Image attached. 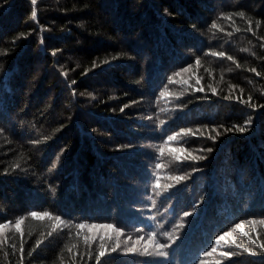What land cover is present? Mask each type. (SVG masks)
<instances>
[{"label": "trees", "instance_id": "trees-1", "mask_svg": "<svg viewBox=\"0 0 264 264\" xmlns=\"http://www.w3.org/2000/svg\"><path fill=\"white\" fill-rule=\"evenodd\" d=\"M261 221L264 0H0V264H264Z\"/></svg>", "mask_w": 264, "mask_h": 264}, {"label": "snow or ice", "instance_id": "snow-or-ice-1", "mask_svg": "<svg viewBox=\"0 0 264 264\" xmlns=\"http://www.w3.org/2000/svg\"><path fill=\"white\" fill-rule=\"evenodd\" d=\"M31 2L33 3V4H36V0H31ZM32 15H33V17H35V15H36V13H35V11H33V13H32ZM241 15H243V13H241ZM213 27H216V25L215 24H213ZM229 59H231V57H229ZM250 99V98H249ZM125 107H127V106H125ZM123 110V109H122ZM161 123H163V122H161ZM247 123V122H246ZM236 128H237V130L238 131H240V132H244V131H246V127H241V126H236ZM212 139H215V137H211ZM175 138L174 137H172V136H169L168 137V140L169 141H172V140H174ZM207 151H212V149H207ZM192 159H204V157H192ZM177 160L179 161V157H177ZM181 163H183L184 161H180ZM157 167H159V165H157ZM195 171V170H194ZM186 177H181V176H177L175 179L177 180V182H179V181H181V180H183V179H185ZM153 190H155V186H154V188H153ZM190 213H185V215L187 216V215H189ZM31 215L32 216H37V213L36 212H33V213H31ZM45 215H48L47 213H45ZM56 219H59V217H56ZM262 223H264V221H261ZM16 223H17V225H19L20 223H21V221L20 220H17L16 221ZM249 223H254V221H249ZM182 226V225H181ZM5 227V225H2V224H0V229H3ZM77 228H83L84 227V225H77L76 226ZM106 227H109V228H111L112 227V225H106ZM237 228H239L240 227V225H237L236 226ZM19 230V229H18ZM120 231L119 230H116V235H117V237H119L120 236ZM164 235H167L170 239H175L176 237L174 236V234L173 233H165ZM226 235H228V233H225L224 235H221V236H218L217 237V244H219V242L221 241V240H224V237L226 236ZM154 238H155V234L153 233V234H150L149 235V239L150 240H153L154 241ZM249 240H251V242L253 243V244H256L257 243V241L256 240H252V238L249 236ZM86 243H87V239H86ZM124 243L125 244H127V241H124ZM233 243H236L235 241H233ZM38 244H39V242H38ZM169 245H165V244H160L158 241H154V247H153V249H152V251L150 252L149 251V248H147V247H145L144 249H143V252H144V254H155V255H159V256H165L166 255V253L164 252V248H166V247H168ZM260 247L261 248H264V244H260ZM101 248H103V245H101ZM120 248V244L119 243H117L116 245H115V247H113L112 249H111V251H116V250H118ZM241 248H244V250L245 251H248L250 254H255L254 252H252L250 249H247V248H245V246H243V245H241ZM136 249H135V247L133 246V247H131V248H126L125 249V251H127V252H131V251H135ZM212 251L213 252H215L216 251V249L215 248H213L212 249ZM106 254H108V253H106L105 251H103V250H101L100 252H99V254L95 257V259H96V261H97V264H101V258L103 257V256H105ZM89 255H91L90 253H89ZM205 255H208V253H205ZM223 255L225 256V257H231V255H232V253L231 252H225V253H223Z\"/></svg>", "mask_w": 264, "mask_h": 264}, {"label": "bare ground", "instance_id": "bare-ground-1", "mask_svg": "<svg viewBox=\"0 0 264 264\" xmlns=\"http://www.w3.org/2000/svg\"><path fill=\"white\" fill-rule=\"evenodd\" d=\"M261 4V3H260ZM259 5V4H258ZM228 14V13H227ZM160 37V36H159Z\"/></svg>", "mask_w": 264, "mask_h": 264}]
</instances>
